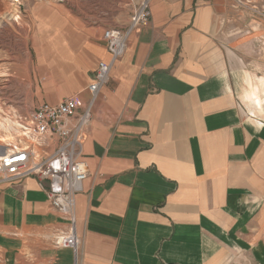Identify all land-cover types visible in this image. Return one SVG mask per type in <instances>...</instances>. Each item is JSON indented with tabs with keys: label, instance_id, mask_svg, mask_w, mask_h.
<instances>
[{
	"label": "crops",
	"instance_id": "obj_1",
	"mask_svg": "<svg viewBox=\"0 0 264 264\" xmlns=\"http://www.w3.org/2000/svg\"><path fill=\"white\" fill-rule=\"evenodd\" d=\"M151 12L85 135L78 257L58 244L69 222L28 177L0 185V264H227L240 253L264 264V22L233 0H152ZM129 16L95 24L93 72L109 58L103 31ZM57 38L60 54L83 33ZM74 54L55 70H82ZM89 80L38 103L87 101Z\"/></svg>",
	"mask_w": 264,
	"mask_h": 264
},
{
	"label": "rangeland",
	"instance_id": "obj_2",
	"mask_svg": "<svg viewBox=\"0 0 264 264\" xmlns=\"http://www.w3.org/2000/svg\"><path fill=\"white\" fill-rule=\"evenodd\" d=\"M241 1L243 2L237 7L238 10L248 13L253 11V15L258 16L256 19L264 22V0ZM119 2L124 4L117 3L114 6L112 0H0V108L7 111L13 108L12 111L16 112L14 119L22 126L19 134L13 129L0 128V151L6 150L4 140L10 137H14L18 145L27 146L33 142L28 133L24 135L27 127L23 118L40 104L38 101L44 99L45 94L52 97L61 93L60 85L68 80L72 83L92 80L94 72L91 70V51L94 48L92 35L95 24L100 20L121 23L124 15H131L134 10L131 5L133 0ZM79 21L82 27L76 29L74 25ZM242 30L251 28L246 29L244 25ZM79 31L83 33L81 46L76 49L68 48L59 54L60 49L55 46L57 33L66 32L69 35ZM244 42H248L247 49L252 46L251 39ZM49 44L53 48L50 51L47 50ZM258 44L264 47V41H259ZM71 51L75 53L73 60L80 59L84 68H88L65 72L55 70L60 59L64 55L68 56ZM259 73L264 74V69L259 70ZM70 95H65L63 99ZM4 113L5 115L1 114L4 117L0 116V121L7 115L13 116L8 112ZM234 256L236 257L227 264H257L245 253Z\"/></svg>",
	"mask_w": 264,
	"mask_h": 264
},
{
	"label": "built area",
	"instance_id": "obj_3",
	"mask_svg": "<svg viewBox=\"0 0 264 264\" xmlns=\"http://www.w3.org/2000/svg\"><path fill=\"white\" fill-rule=\"evenodd\" d=\"M233 1L236 7L243 2ZM151 3L152 0H138L125 26L103 31L109 58L99 61L95 68L86 87L89 99L70 96L58 103L37 105L23 118L33 142L0 157V185L36 178L52 206L69 222V231L58 244L72 249L76 258L82 246L77 232L76 196L90 175L84 159L85 135L97 99L111 80L115 65L124 57L131 36L151 21Z\"/></svg>",
	"mask_w": 264,
	"mask_h": 264
},
{
	"label": "bare ground",
	"instance_id": "obj_4",
	"mask_svg": "<svg viewBox=\"0 0 264 264\" xmlns=\"http://www.w3.org/2000/svg\"><path fill=\"white\" fill-rule=\"evenodd\" d=\"M14 117H15L14 115L13 116L7 115V117L3 118V121H0V128H3V130L4 129L5 130L13 129L17 134H19L21 132L20 128H22V126L18 121H16V119H14ZM27 133H28V131L24 132V135H27ZM4 143H5L4 146L6 147V150L0 151V157L4 153H9V152L17 150L21 147L26 146L25 144L18 145L16 140L14 139V137H10V138L4 140Z\"/></svg>",
	"mask_w": 264,
	"mask_h": 264
}]
</instances>
